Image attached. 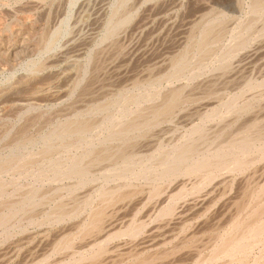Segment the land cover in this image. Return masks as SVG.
<instances>
[{"label":"bare ground","instance_id":"6f19581e","mask_svg":"<svg viewBox=\"0 0 264 264\" xmlns=\"http://www.w3.org/2000/svg\"><path fill=\"white\" fill-rule=\"evenodd\" d=\"M154 1L0 0V75L11 76L0 86V123L32 115L12 138L0 130V238L31 226L47 242L19 264H166L162 247L188 216L238 181L220 229L200 246L192 240L187 264H264V0L206 6L174 48L115 83L108 70L148 54L184 2L130 27ZM138 195L163 226L150 236L151 218H119ZM119 227L127 239L115 244ZM34 238L1 245L0 264Z\"/></svg>","mask_w":264,"mask_h":264},{"label":"rangeland","instance_id":"374dc122","mask_svg":"<svg viewBox=\"0 0 264 264\" xmlns=\"http://www.w3.org/2000/svg\"><path fill=\"white\" fill-rule=\"evenodd\" d=\"M174 0H155L154 1V3L151 5V6H143V7H141L140 9H139V11H138V13L136 14V16L135 17H137L136 19L134 18V20H133V22H132V24H130V27L131 26H134V24L136 25V23H138V22H140V21H142V19H145L150 13H151V11L152 10H160V9H162L163 7H165V6H167V5H170V4H172V2H173ZM223 1L224 0H184V2H183V5H182V3H180V5L181 6H179L178 8H177V12H176V15H175V21H173V23L175 22V24H170V25H168V27L164 30V32L162 33V35L158 38V39H156L155 41H154V44H151L150 45V48H149V53L148 54H146V55H142V53H140L139 55H137V56H134V57H129V58H125V61H124V58L123 57H121V58H123V59H121V58H119L118 60H117V64L116 65H120L121 63H125L126 64V67H124L125 66V64L123 63V64H121L123 67H124V69H123V71H117L116 72V67H112V68H110V70H108V78H111V79H114V78H120V79H114V81H115V83L116 82H120V83H123L128 77H130L131 75H133L137 70H139V68H141V66H142V64H143V66L144 65H146V64H152V62L154 61V62H156L157 61V59L161 56V53L164 51V50H169V49H172V48H174L175 46H176V42L177 43H179V39H180V34H181V32H182V28L183 27H185L192 19H193V17H195L196 15H198L199 14V12L201 13V12H204L205 10H206V8L208 7V6H212V7H214V8H216V9H218V10H222V11H224V12H228L227 10H226V8H224V7H221V5L223 6V4L225 3H223ZM159 3V4H158ZM153 5H154V7H153ZM185 5H186V7H185ZM156 6V7H155ZM207 6V7H206ZM13 7V6H12ZM143 8V9H142ZM181 8V9H180ZM184 8V9H183ZM205 8V9H204ZM148 10V11H147ZM199 11V12H198ZM141 13V14H140ZM2 12H0V17H4V15L2 14ZM148 14V15H147ZM194 14H195V16H194ZM180 15V16H179ZM145 16V17H144ZM177 16V17H176ZM179 17V18H178ZM177 19H178V21H177ZM138 21V22H137ZM173 25V26H172ZM182 27V28H181ZM147 33L148 32H145L144 33V35H143V37L142 38H138L139 39V41H140V43H142V42H144V39H145V35H147ZM179 33V34H178ZM180 35V36H179ZM138 39L136 40V41H138ZM160 39V40H159ZM157 43V44H156ZM160 43V44H159ZM167 45V46H166ZM153 47V48H152ZM150 49H151V51H150ZM148 55V56H147ZM144 56V57H143ZM157 59H156V58ZM131 58V59H130ZM137 58V59H136ZM87 59V60H86ZM149 60V61H148ZM126 61H130V62H126ZM151 61V62H150ZM87 62H88V58H85L84 60H83V63H84V65H87ZM121 62V63H120ZM150 62V63H149ZM134 64V65H133ZM133 67V68H132ZM130 72V73H129ZM133 72V73H132ZM23 73V68H20L18 71H17V74L16 75H20V74H22ZM122 73V74H121ZM15 75V76H16ZM14 76V77H15ZM128 76V77H127ZM7 78V79H6ZM9 78H11V76L10 75H8V73L6 74H3L2 75V77H1V75H0V86H1V83L2 84H4L6 81L5 80H8ZM101 79V78H100ZM2 81H4V82H2ZM100 81V80H99ZM30 85H32V83H30ZM25 91H26V87H21L19 90H17V91H15L14 92V94L12 93H10L9 95H7L8 96V98L7 99H12V98H18V97H20V96H22L24 93H25ZM17 92V93H16ZM6 96V97H7ZM26 112H28L27 114H26ZM25 113V114H24ZM20 116H18V115H13V114H11V116L9 115L8 116V118H6L2 123H0V130L1 129H3V130H1V131H6V130H11V131H8L9 133L11 132L12 134L11 135H8V138H12V135H15L14 133L18 130V129H20L23 125H25L26 124V122L28 121V120H30V118L32 117V115H31V113L29 112V111H27V110H25V112H24V110L23 111H21L20 112V114H19ZM28 116V117H27ZM31 116V117H30ZM10 117V118H9ZM25 119H27V120H25ZM10 120V121H9ZM23 120H25V122L23 121ZM25 123V124H24ZM4 124V125H3ZM9 128H8V127ZM12 127V128H11ZM17 129V130H16ZM37 129V128H36ZM35 129V127H34V129H31V133H35L34 131H37ZM16 130V131H15ZM33 131V132H32ZM17 133V132H16ZM7 140L8 139H6L5 141H3V143H1L0 142V147L2 148V145L5 143V142H7ZM1 148H0V151H1ZM239 180V179H238ZM237 180V181H238ZM240 181H238V182H234L232 185H229L228 187H230L231 186V188L230 189H226L225 191H222L221 190V193L219 194H215L212 198L214 199V200H211L212 198H209L206 202H205V204L201 207V209L200 210H198V211H196V213L195 214H198L199 213V216L197 217V218H195L194 219V217H193V215H189L188 216V218L186 219V226H185V228L187 229V231H189V233L187 232V235H186V233H185V235H183V233H184V231L186 232V229L184 228L183 230H180L181 232H180V234H182V236L180 235V234H178V237H177V239H175L174 237V240H172L171 238H169V239H171V242H168V244L166 245V246H168L169 244H171V246L169 245L167 248L168 249H170L169 251H167L166 249H164V248H166L165 246L164 247H162L163 249H162V251H161V254L163 255V254H166L165 256L163 255L162 257H163V260H165V259H167L168 261H165L166 262V264H187L188 262H190L192 259H194V254L192 253L193 252V250L195 249V248H193V247H196V246H200L201 244H204L207 240H206V238H208V236H209V234H208V232L210 233L211 232V230H217L218 228L220 229V226L223 224V221L225 220V218H226V216H224L227 212H226V210H229V209H227V208H230V206H231V204L233 203V201H236L235 199H237V197L239 196V188H240V183H239ZM238 183V184H237ZM165 185H166V187H165ZM164 185V190L168 187V185H169V183H167V184H165ZM171 186L172 185H170L169 187L171 188ZM239 186V187H238ZM169 187H168V189H169ZM162 188V189H163ZM168 189H167V191H168ZM172 189V188H171ZM171 189H169V191L168 192H170V193H176V189H175V187L171 190ZM129 190V189H128ZM171 190V191H170ZM166 191V190H165ZM227 192V193H226ZM223 196H222V195ZM229 194V195H228ZM134 195V194H133ZM217 195V196H216ZM140 195H138L137 196V199H136V197H135V200H134V196L133 197H131V199H132V201H131V199H129L130 200V202L131 203H129L128 201H127V203H126V207H125V209L121 212V214H123V215H121L120 214V217L119 218H122V217H124L125 216V214H130V213H135L136 215H137V219L138 220H143L145 217H146V220H147V218L148 219H150V220H147V221H145V219H144V225H148V228H146V226H145V235L147 236V235H151L150 233V231L152 230L153 231V229H154V227H157L158 225L160 226V227H163L162 226V224L160 223V222H158L157 223V221L159 220L158 218H154V219H152L153 217H156V212H153L152 213V211H153V209H152V207H150V206H148V205H145V207H141V206H139V202L137 201V200H141L140 198H138ZM179 198L180 197H185V194H184V196H182V194L180 195V196H178ZM232 198V199H231ZM185 199V198H184ZM184 199H183V201L182 202H185L184 201ZM189 199H191V197L190 198H188L187 200H189ZM134 200V201H133ZM210 200V201H209ZM135 202H137V203H135ZM208 202H211V203H209L208 204ZM224 202V203H223ZM228 202H230V203H228ZM214 203H217V204H214ZM129 205V206H128ZM134 205V206H133ZM136 205V206H135ZM206 205H207V207H206ZM132 206H133V208H132ZM136 207V208H135ZM146 207H147V209H146ZM210 207V208H209ZM149 208V209H148ZM211 209V210H209V209ZM144 209V211H143V213L141 214V212H142V210ZM204 210V211H201V210ZM206 209V210H205ZM130 210V211H129ZM135 210H137L136 212H135ZM139 210V211H138ZM151 210V211H150ZM211 212H209V211ZM146 211V212H145ZM141 214V215H139V213ZM209 212V213H208ZM219 212V213H218ZM148 213H150V214H148ZM151 213H152V215H151ZM201 214V215H200ZM222 214H224V215H222ZM150 215V216H149ZM144 216V217H143ZM223 216V217H222ZM191 217H193V219L191 218ZM220 217H222L221 218V220H219V218ZM141 218V219H140ZM156 219V220H155ZM158 219V220H157ZM208 219V220H207ZM212 219V220H211ZM215 219H217V220H215ZM155 220V221H154ZM206 220V221H205ZM160 221V220H159ZM203 221V222H202ZM209 221V222H208ZM195 222V223H194ZM146 223H150V224H146ZM213 223V224H212ZM215 223V224H214ZM149 225H151V226H149ZM155 225V226H154ZM199 225V226H198ZM220 225V226H219ZM118 226H120V225H118ZM159 226H158V228H159ZM192 227V228H191ZM212 227H214L213 229H212ZM150 228V229H149ZM152 228V229H151ZM209 228H211L210 229V231H209ZM118 229V230H117ZM116 229V231L118 232V231H122V229L119 227V228H117ZM148 229V230H147ZM193 229V230H192ZM200 229V230H199ZM34 230H36L34 227H29V226H27L26 228H25V230H23V231H26L27 233H25V232H19V231H11L12 233L10 234V238H8V237H6V239L5 238H0V247H1V245L3 246V248L4 247H7V245H10V244H12L14 241L15 242H18V243H20L23 239H26V238H31L30 240L32 241L33 240V238L35 237L36 239L40 236H38V234L39 233H37L36 231H34ZM155 230V229H154ZM158 230V229H157ZM208 232H207V231ZM52 231V233H51V235L55 232V230H54V232H53V229L51 230ZM115 231V230H114ZM115 231V232H116ZM147 231V232H146ZM166 231V230H165ZM204 231V232H203ZM212 231V232H213ZM13 232H17V233H13ZM28 232H31V233H28ZM35 232L37 233V234H35ZM114 232V233H115ZM150 232V233H149ZM204 233V237H202L201 238V235H202V233ZM19 233L21 234V235H19ZM119 233V232H118ZM123 232H120L119 234H118V236L121 234V236L124 234H122ZM147 233V234H146ZM206 233V234H205ZM127 234V233H126ZM189 234H194V235H189ZM208 234V235H207ZM11 235H12V237H11ZM54 235V234H53ZM199 235V237H197ZM207 235V236H206ZM30 236V237H29ZM32 236H34V237H32ZM38 236V237H37ZM123 236H125V235H123ZM197 237V238H194V237ZM16 237V238H15ZM182 237V238H181ZM185 237V238H184ZM187 237H189V238H187ZM35 238H34V241L33 242H31L30 244H29V246H27V248L26 247H24V249L23 250H21V252L19 253V259L17 258V259H15L14 261H12L11 262V264H19V261H20V263H23V261L25 260L26 261V259H28V257L29 256H27V255H31V253H33V255H39V251H42L43 250V248H45L46 247V245H47V242H41V240L40 239H37V240H35ZM40 238V237H39ZM118 239L116 240L115 238H113V240H112V242L113 241H115L114 243L116 244L118 241H120V243H121V241L123 242V239H124V241H125V239H127V237L125 236V237H117ZM5 239V240H4ZM115 239V240H114ZM120 239V240H119ZM122 239V240H121ZM128 239H129V237H128ZM186 239H188V240H186ZM4 242V244H3V242ZM9 240V241H8ZM19 240H21L20 242H19ZM29 240V241H30ZM176 240V241H175ZM193 240L197 245L195 246V244L193 243V241L191 242V241ZM200 240V241H199ZM203 240V242H201ZM13 241V242H12ZM169 241V240H168ZM174 241V243L172 244V242ZM178 241V242H177ZM205 241V242H204ZM11 242V243H10ZM191 242V244L190 245H192V246H189L188 247V245H186V244H189ZM198 242V243H197ZM33 243V244H32ZM119 243V242H118ZM117 243V244H118ZM181 243H184L183 245L184 246H181L182 244ZM194 245H193V244ZM174 244H175V246H174ZM5 245V246H4ZM36 246V247H35ZM172 246H174V247H172ZM35 247V248H34ZM171 247V248H170ZM193 248V249H192ZM2 249V248H1ZM25 249H26V251H25ZM30 249V250H29ZM40 249V250H39ZM164 250V251H163ZM173 250H175V251H173ZM189 250H191V251H189ZM141 250H139L138 252L139 253H141L142 254V252L143 251H145V250H142L141 252H140ZM166 252V253H165ZM183 252V253H182ZM185 252V253H184ZM190 252V253H189ZM28 253V254H27ZM41 253V252H40ZM151 253V252H150ZM146 254V252L144 253V254H142L143 255V257H144V255H148L147 257H144V258H146V260H148V257H150L151 256V254ZM170 254V256H169V254ZM179 253V254H178ZM182 253V254H181ZM187 253V254H186ZM191 253H192V256H191ZM22 254V255H21ZM176 254V255H175ZM178 254V255H177ZM174 256H175V258H174ZM143 257L141 258V259H143ZM162 257H160V258H162ZM173 257V258H172ZM185 257V258H184ZM193 257V258H192ZM169 258V259H168ZM170 259H171V261H170ZM172 259L174 260V261H172ZM23 260V261H22ZM145 260V259H144ZM22 261V262H21ZM156 261V260H155ZM187 261V262H186ZM15 262V263H14ZM143 261H138V263H136V264H139V263H142ZM146 262V261H145ZM148 262V261H147ZM161 262V263H160ZM170 262H173V263H170ZM184 262V263H183ZM154 264H155V262H153ZM164 264V261H160V259H158V261L156 262V264ZM7 264H8V262H7ZM144 264V263H143ZM145 264H151V263H145Z\"/></svg>","mask_w":264,"mask_h":264}]
</instances>
